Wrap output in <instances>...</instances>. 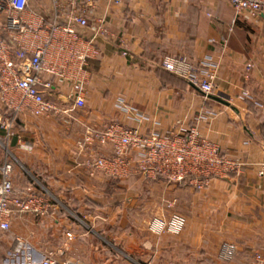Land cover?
I'll return each mask as SVG.
<instances>
[{
  "label": "crops",
  "instance_id": "1",
  "mask_svg": "<svg viewBox=\"0 0 264 264\" xmlns=\"http://www.w3.org/2000/svg\"><path fill=\"white\" fill-rule=\"evenodd\" d=\"M197 1L124 0L115 5L110 0H63L66 11L58 21L66 24L67 14L73 11L85 15L88 27H76V31L83 40H92L100 51L84 67L85 106L74 108L71 80L45 76V81L52 84L49 91L45 90L46 97L71 110L69 121L73 119L72 133L63 137L66 147L52 149L50 143L55 136L46 134L44 128L60 118H37L28 112L13 116L0 102V166L12 163L7 148L32 172L48 169L47 184L64 190L57 193L59 197L66 199L72 195L67 189L85 190L91 183L93 189L97 188L105 177L103 173L69 167L64 157L68 155L67 160L72 161L71 150L85 158L77 142L83 141L86 128L100 129L118 122L142 132L156 129L164 136L196 131L200 139L215 144L223 155L244 163L241 176L215 178L203 191L163 178H145L175 186L180 204L187 210L186 226L178 236L153 234L148 229L149 221L136 215L105 214L93 218V228L81 229L67 209L55 205L44 216H17L10 231L0 232V264H42L49 257L74 264H251L248 252L264 254V178L257 174V164L264 155V13L237 17L227 2L211 1L207 4L215 5L216 16L211 22L199 10ZM47 7L44 0H30L24 20L37 22L41 18L48 29L52 11ZM7 23V16L0 15V38L12 46ZM186 23L189 30L183 29ZM101 27L109 33H103ZM124 51L129 56H124ZM50 53L48 61L56 63V49L51 48ZM177 56L194 67H200L207 58L219 63L216 96L206 98L162 68L165 58ZM120 98L147 119L140 123L129 120L117 105ZM8 123L11 127L6 129ZM19 142L31 149L21 148ZM100 154L111 155L112 147ZM12 165L18 196L41 193L23 179L19 189L14 180L18 170ZM60 172L74 176L69 186L64 182L70 179L56 175ZM139 178L144 179H125ZM135 217L139 221L142 218V228H136ZM108 220L110 223L103 227V221ZM67 233L72 234L71 240ZM224 244L238 249L231 261L219 258Z\"/></svg>",
  "mask_w": 264,
  "mask_h": 264
},
{
  "label": "built area",
  "instance_id": "2",
  "mask_svg": "<svg viewBox=\"0 0 264 264\" xmlns=\"http://www.w3.org/2000/svg\"><path fill=\"white\" fill-rule=\"evenodd\" d=\"M51 9L52 19L48 29L44 20L37 22L24 20L30 0H0V15L5 14L8 29L12 34L11 46L0 38V102H3L13 116L30 113L37 118H70L71 110L63 109L56 101L46 97L45 90L52 84L45 81V76H55L60 80L72 81L71 98L74 108L85 106L83 77L84 67L89 59L100 54L92 40H83L76 27H88L85 15L76 11L67 14V23L61 24L59 16L66 11L63 0H44ZM121 5L124 0H110ZM202 3L227 2L237 17L247 13L252 17L264 13V0H200ZM103 33L109 31L101 27ZM121 44L125 45L123 40ZM51 48L56 49V63H50L48 56ZM124 56H129L127 51ZM162 68L185 80L206 98L216 96L215 80L219 63L207 58L200 67L190 65L183 57L165 58ZM248 70L251 66H247ZM43 87L44 89H41ZM118 107L128 114L129 120L142 122L146 116L137 109L119 99ZM11 123L6 124V129ZM25 150L31 147L19 142ZM108 146L111 155L100 154ZM79 148L85 154L82 165L92 174L99 171L105 176L122 179L141 176L147 179L163 178L169 183L186 184L197 191L208 188L215 178L240 177L244 163L223 155L218 147L200 139L196 131L184 135L164 136L158 130L142 132L140 128L126 127L112 122L100 129L86 128V133ZM89 150H96L89 153ZM258 177L264 178V155L257 164ZM14 168L5 162L0 166V232L11 229L13 218L32 214L47 215L52 209V202L45 194L28 192L24 197L17 195L13 183ZM186 226V218L174 215L169 218L155 217L148 223V229L156 235L178 236ZM68 239L72 234L67 233ZM238 249L233 244L221 247L219 258L233 260ZM251 264H264V254L260 251L248 252ZM42 264H74L69 260L46 258Z\"/></svg>",
  "mask_w": 264,
  "mask_h": 264
},
{
  "label": "rangeland",
  "instance_id": "3",
  "mask_svg": "<svg viewBox=\"0 0 264 264\" xmlns=\"http://www.w3.org/2000/svg\"><path fill=\"white\" fill-rule=\"evenodd\" d=\"M199 10L203 12L208 20L211 22L216 21L215 19V5H208L202 3L200 0L197 1ZM4 22V18L2 17ZM183 29L189 30L190 27L186 23ZM229 29H232L230 26ZM185 30V31H186ZM194 36L195 34L192 33ZM214 44L216 42H213ZM224 47V46H221ZM223 52V51H222ZM220 54H224V53ZM183 57V56H177ZM248 72V68L246 69ZM71 119L63 120L62 118L54 120L51 124H47V128H44L46 134H52L54 139L52 140L51 148H65L63 147V137L67 138L68 134L72 133V121ZM69 136V135H68ZM81 140L77 142V148H79ZM46 146L48 143L44 142ZM52 148V149H53ZM3 149V148H2ZM73 150V149H72ZM5 150L3 149V152ZM73 153V155H72ZM70 160H67L68 155L64 157V163L67 166L79 167L82 165V162L85 158L81 157L78 154H74L70 150ZM7 158L15 165V168L18 170V175L15 173V184L18 188H22V179L28 180L32 186L37 188L42 194H45L47 198L50 199L53 205L59 207L60 209H67L73 221L78 226L79 229L89 227H94L93 218L104 216L105 214H119L122 216L125 215H136L143 216L146 221H150L155 217H164L169 218L176 214L184 216V206H181L179 201V196L177 190L172 184L168 183H155L152 180L147 179H131V180H119L109 177H103V180L98 183L97 188L93 189L94 185L91 183L85 188V190H74L67 189L66 192H71L72 195L69 197L62 198L57 195V193H63L64 190H55L52 189L49 184H47V178L49 177V171L45 167H41L37 173L32 172L27 168V166H22L21 162H17L15 156H12V152L6 148ZM90 172V171H89ZM57 176H65L66 179L64 184L69 186V181L72 182L73 175L69 173L56 174ZM92 175V174H91ZM91 177V176H89ZM93 178V177H92ZM46 179V180H45ZM77 180V179H76ZM79 180V184H80ZM85 184L87 183L83 180ZM84 184V185H85ZM72 185V184H71ZM79 192V195L76 193ZM74 195L78 196L77 199H73ZM66 196V194H65ZM76 198V197H75ZM66 201H69L68 203ZM183 205H186L185 203ZM189 212V210H188ZM125 218V217H120ZM130 218V217H129ZM105 218L103 217V220ZM138 219V220H137ZM139 217H135L136 228H142L143 220L139 221ZM110 221H103V227H107Z\"/></svg>",
  "mask_w": 264,
  "mask_h": 264
}]
</instances>
